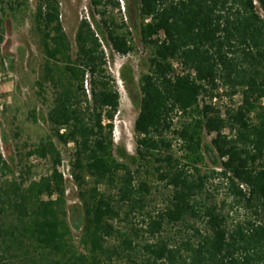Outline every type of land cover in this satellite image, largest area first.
<instances>
[{"label": "trees", "instance_id": "trees-1", "mask_svg": "<svg viewBox=\"0 0 264 264\" xmlns=\"http://www.w3.org/2000/svg\"><path fill=\"white\" fill-rule=\"evenodd\" d=\"M110 2L121 8L119 0ZM92 4L103 15L112 49L134 52L130 32L108 18L106 0ZM139 4L140 35L151 56L140 80L133 168L114 154L121 95L99 32L83 19L74 55L59 0H38L34 21L47 56L39 85L56 92L49 120L61 144H74L76 180L92 183L83 221L76 222L88 254L75 245L67 220L63 152L47 136L30 154L49 158L51 173L28 184L23 177L0 184V264L114 258L128 264H264V0ZM3 40L0 34V52ZM206 135H214L211 144ZM215 152L211 158L220 170L204 171L207 154ZM141 169L170 188L164 209L144 213L153 187ZM214 178L226 181L231 213L200 198ZM123 214L130 221L143 215L144 224L131 221V230L123 231ZM193 218L204 227L191 224ZM182 223L192 231L188 237L172 232ZM114 237L119 243L111 246Z\"/></svg>", "mask_w": 264, "mask_h": 264}, {"label": "rangeland", "instance_id": "rangeland-1", "mask_svg": "<svg viewBox=\"0 0 264 264\" xmlns=\"http://www.w3.org/2000/svg\"><path fill=\"white\" fill-rule=\"evenodd\" d=\"M121 8L106 0L108 18L114 20L121 31H129L134 39L136 50L128 55L116 53L109 44V39L103 29V15L93 7L92 0H59L62 11V22L68 35L73 54L77 51V33L83 19H88L96 31L99 32L103 46L108 55L110 72L116 79L117 89L121 95L120 111L115 118V156L133 168L137 156L138 131L135 121L141 109V76L149 70L151 49L146 46L140 35V4L139 0H119ZM38 0H0V34L4 36L0 52V184L14 177H23L27 184L41 176L51 173L52 162L49 158L31 155L30 152L47 136H51L63 152V163L60 166L66 179V209L67 220L71 225L73 240L79 250L88 252L81 247L83 228H78L76 222L83 221L84 203L88 199V189L91 180L84 186L76 180L72 171L74 144L65 146L56 136V131L49 120V112L54 106L56 92L51 85H39L43 82L44 66L47 60L34 21ZM13 8L15 10H13ZM237 96L235 101H239ZM229 102L224 97L223 103ZM214 135H206L205 142L211 144ZM217 153L207 154L203 170L211 172L220 170L221 165L212 161ZM4 161L8 167H4ZM141 176L152 185V194L148 199V207L144 213H154L164 209L170 188L166 182L157 176L141 169ZM150 170V169H149ZM102 189H106L102 187ZM208 197V199H206ZM208 203H222L225 211L231 213V197L228 196L226 181L214 178L208 184V193L200 195ZM226 200L224 203L223 201ZM243 215L242 213H240ZM119 220L118 227L123 231H130L133 223L143 225L145 216L136 215L132 222L125 214ZM237 216V214H235ZM231 222V219H230ZM190 223L204 227L200 219H190ZM134 224V225H135ZM182 223L172 229L175 236L188 237L192 231ZM171 230L170 228L168 229ZM181 231V233H180ZM177 238V237H176ZM177 239L176 241H178ZM143 242V239H139ZM119 243L116 237L109 240V245ZM102 264H128L126 259L114 258Z\"/></svg>", "mask_w": 264, "mask_h": 264}]
</instances>
